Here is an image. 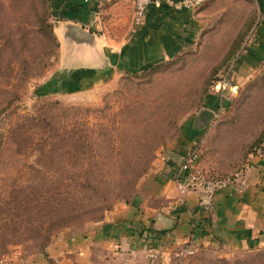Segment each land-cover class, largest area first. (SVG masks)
<instances>
[{
  "label": "rangeland",
  "instance_id": "rangeland-1",
  "mask_svg": "<svg viewBox=\"0 0 264 264\" xmlns=\"http://www.w3.org/2000/svg\"><path fill=\"white\" fill-rule=\"evenodd\" d=\"M52 9L49 0H0V264H264V245L184 252L165 236L149 247L144 229L155 230V179L174 162L172 146L193 137L201 110L215 117L188 140L196 170L226 181L250 159L264 165V63H239L262 7L194 0L197 33L179 54L61 88ZM109 222L121 230L105 247L95 237Z\"/></svg>",
  "mask_w": 264,
  "mask_h": 264
},
{
  "label": "crops",
  "instance_id": "crops-1",
  "mask_svg": "<svg viewBox=\"0 0 264 264\" xmlns=\"http://www.w3.org/2000/svg\"><path fill=\"white\" fill-rule=\"evenodd\" d=\"M49 1L59 18L55 33L59 54L57 77L61 82L54 83L56 88L98 82L108 75L139 72L160 64L179 54L198 29L195 11L186 8L175 10L164 4H152L145 21L130 28L132 0H116L115 3L113 0ZM255 1L263 11L250 33L246 56L239 60V63L244 61L241 64L243 71L264 63V0ZM65 25L91 30L95 36L94 45L84 47L67 42L62 38L61 30ZM101 26H109L115 31L118 30L116 27L125 30L118 34L109 29L102 30ZM207 101L209 103L212 99ZM195 125L191 129L198 128L191 131L189 127L187 130L189 136H193L192 140L206 127L198 117ZM190 139L185 138V144L177 142L172 146L176 156L174 162L155 179L158 184L153 200L158 204L147 210L153 217L154 229L164 232L163 236L170 241L169 249L179 245L201 248L215 242L232 248L264 245V165L256 163L259 157L254 158L255 165L250 159V165H243L240 176L211 196L203 199L193 191L182 196L177 191L174 171L192 146L188 142ZM126 219L132 220L131 216ZM117 225L103 224L101 234H97L95 240L105 247L112 245L115 242L112 238L119 235L118 229L121 228ZM125 250L130 251L126 244Z\"/></svg>",
  "mask_w": 264,
  "mask_h": 264
},
{
  "label": "built area",
  "instance_id": "built-area-1",
  "mask_svg": "<svg viewBox=\"0 0 264 264\" xmlns=\"http://www.w3.org/2000/svg\"><path fill=\"white\" fill-rule=\"evenodd\" d=\"M109 1V0H107ZM133 4V27L141 25L147 16L149 6L164 4L175 10L186 8L190 9L194 0H132ZM222 89L229 88L230 82L226 79L218 81V86ZM217 87V86H216ZM198 147L194 150H189L182 158L181 163L175 168L174 180L176 181L177 189L180 195H185L189 191L196 192L200 198H207L214 194L217 190L229 185L235 177L229 180H218L205 177L200 171L196 170L195 164L198 160ZM192 249L190 245H186L184 252Z\"/></svg>",
  "mask_w": 264,
  "mask_h": 264
},
{
  "label": "water",
  "instance_id": "water-1",
  "mask_svg": "<svg viewBox=\"0 0 264 264\" xmlns=\"http://www.w3.org/2000/svg\"><path fill=\"white\" fill-rule=\"evenodd\" d=\"M59 28V24L58 27ZM62 38H65L67 42H72L78 46L91 47L95 43V36L88 30H83L79 27L72 25H65L61 27ZM57 32V30H56ZM214 113L210 110L203 109L199 112L198 118L202 123H207L213 120Z\"/></svg>",
  "mask_w": 264,
  "mask_h": 264
},
{
  "label": "trees",
  "instance_id": "trees-1",
  "mask_svg": "<svg viewBox=\"0 0 264 264\" xmlns=\"http://www.w3.org/2000/svg\"><path fill=\"white\" fill-rule=\"evenodd\" d=\"M47 1H48V0H47ZM44 27H45L46 29H48V28H49V25H45ZM50 40H51V43H52L53 47H54V48H57L58 45H57V43H56L55 37L53 36L51 30H50ZM144 229H145V231H146L147 233H149V234H153V235H154V238H152V239L150 238V241L146 243L149 247L156 246V245L158 244V243H157V242H158V239H159L161 236L164 235V232H162V231H155V230H153L152 227H150V226H149V227H144ZM139 236H140V237H143L144 241L149 239L148 236H143V235L141 234V232L139 233Z\"/></svg>",
  "mask_w": 264,
  "mask_h": 264
}]
</instances>
